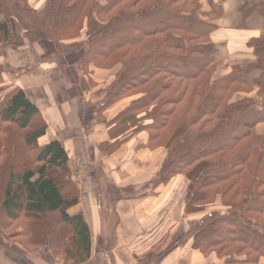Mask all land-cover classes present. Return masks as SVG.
<instances>
[{
  "label": "trees",
  "instance_id": "1",
  "mask_svg": "<svg viewBox=\"0 0 264 264\" xmlns=\"http://www.w3.org/2000/svg\"><path fill=\"white\" fill-rule=\"evenodd\" d=\"M208 1L219 17L220 1ZM200 7V0H44L36 10L28 0H0V56L7 46L67 45L81 53L77 69L86 92L98 86L93 68L110 71L112 79L91 93L109 137L98 151L110 154L146 132L145 148L165 150L149 184L187 179L183 212L197 216L190 247L218 259L213 264H259L264 132L256 126L264 124V33L247 41L253 62L212 79L215 26ZM238 11L245 27L252 14L264 18V0H242ZM253 71L259 76L252 82L243 78ZM3 73L0 63V82ZM254 87L257 100L230 99ZM48 127L23 89L0 87V246L22 238L25 248L44 247L62 264H83L91 238L84 216L74 211L80 191L67 149Z\"/></svg>",
  "mask_w": 264,
  "mask_h": 264
},
{
  "label": "crops",
  "instance_id": "2",
  "mask_svg": "<svg viewBox=\"0 0 264 264\" xmlns=\"http://www.w3.org/2000/svg\"><path fill=\"white\" fill-rule=\"evenodd\" d=\"M28 1L36 10H40L44 3V0ZM213 1H220L222 14L213 19L203 18L215 26L210 35L217 62L212 79H217L227 75L235 65L254 61L247 41L263 31L248 24L253 14L246 20L245 27L239 26L238 9L242 0ZM209 10L207 0H202L201 13H208ZM42 44L27 43L21 48L7 46L4 49L0 56V63L4 66L0 87H20L34 104L37 105L36 101L43 102L37 106L47 120L49 135L65 145L71 162L82 161L81 168L86 180L84 187L81 186L79 190V203L74 211L84 216L90 231V257L83 264H213L209 257L192 249L188 241L186 245L179 242L183 231L182 221L189 218L191 223L192 220V216H186L183 212L185 189L181 191V185L178 184L184 179L187 185V180L176 176L166 186L149 184L158 174L165 152H161L160 148L150 150L143 147L147 140L144 131L122 143L110 154L99 152L98 144L109 137L104 124L96 122L92 98L93 123L85 134L79 119L77 99L74 100L73 95L69 94V101L65 103L70 87L62 85L64 81L60 76L53 74L48 77L45 71L48 66L60 63L59 60L55 61L58 55L53 52L49 55ZM38 54H41V59ZM258 76L259 71H253L243 78L252 82ZM91 77L97 82V88L104 87L112 79L110 77L106 82L105 76ZM79 81L77 76L76 82L80 84ZM97 88L91 89L88 94L91 96ZM70 89L76 90L73 87ZM256 90L254 87L251 91H237L232 100L244 97L257 100ZM84 93L82 87L83 98ZM44 101L50 103L46 112H43ZM62 103L68 104L65 110V107L61 108L64 105ZM119 105L115 104L109 114ZM56 107L65 111L59 121L54 118L60 113L59 110L54 112ZM256 132L262 134L264 124H257ZM149 251L152 257L148 263L137 261L143 257L139 255ZM55 264L62 263L57 260ZM259 264H264V259Z\"/></svg>",
  "mask_w": 264,
  "mask_h": 264
},
{
  "label": "rangeland",
  "instance_id": "3",
  "mask_svg": "<svg viewBox=\"0 0 264 264\" xmlns=\"http://www.w3.org/2000/svg\"><path fill=\"white\" fill-rule=\"evenodd\" d=\"M207 2H208V5L210 7L209 11L211 13V16H208L207 15L208 13H205V14L202 13V18L208 17V19H213V18H215V16H213V10H211V5H210L208 0H207ZM200 5H201V7L199 10V14H201L202 0H200ZM203 19H205V18H203ZM247 22L250 26L254 27L255 29H258V30H261L264 32V18L263 17H261L257 14H253L248 19ZM42 46L46 49V52L49 53V55L51 54V52H53L55 55H58V57H57L58 59L56 58L55 61L59 60V62H60L57 66H55V65L54 66H48L47 69H45L46 73L48 74V77H52L53 74H55L56 76H60L61 80L64 81V83L62 84L63 86H65V87L68 86V88L73 87L76 89V90L71 91L72 89L69 88L70 91L67 94V98L65 99V103L67 101H69V97H68L69 94L73 95L74 100H75V98L77 99L76 101L78 104H76V102H75V104L79 107V111H80L79 113L81 116V117L79 116V119H80L81 125L83 126L85 134H87L86 130H88V128L91 127L90 124L93 123V107H91V102H90L91 96L88 94V92L85 91V93H84L85 97L83 98V96L81 95L82 86H81V84L76 82V77L80 76L78 69H77V61L79 60L81 53L78 51H75V50H71L67 47V45H63V44L57 43L55 41H53L51 43H47V42L43 43ZM38 56L41 59V54H38ZM94 75L105 76L106 82L110 77H112V74L110 71L102 70V69H98V68H93L91 70V76H94ZM210 78H211V76H210ZM67 81H70V83H67ZM101 81H102V83L104 82L103 79H101ZM76 92H77L78 96L76 95ZM233 92H230V94H232ZM28 96L31 97L29 92H28ZM232 97H233V95H232ZM232 97L230 99H232ZM44 100L47 101V98H44ZM51 100L55 101L53 98H51ZM70 100L72 101V99H70ZM36 102H37L38 106L41 103H43V102L40 103L39 101H36ZM65 103H62L64 105L61 107V108L65 107L64 110L67 108L66 106H68V104H65ZM44 104L45 105L43 108V112H46L45 110L48 109V106H50V103L44 101ZM57 110H59L60 113H58V115H55L54 118L56 119V121H59L61 118H63L65 111H63V109H59L58 107H56L54 112H56ZM96 122H97V120H96ZM92 143H94V141ZM159 148H160L161 152H163V153L165 152L164 150H162V148L160 146H159ZM159 148H156V149H159ZM148 149H150V148H148ZM156 149H150V150H156ZM81 164H82L81 160H79L78 163H77V161L71 162V168H72L73 172L75 173V174L73 173V180H74V182H75V184L79 190L81 189V186L84 187V181L86 180L85 174L82 172ZM179 183L181 185V186L180 185L179 186H180V189L182 191L183 189H185L184 187L186 186L185 185L186 182L184 179H181V181H179L178 184ZM213 206L214 205H211L210 207H208V209L205 208V211L207 212V211L213 209L214 208ZM198 216H200V215H198ZM193 222H194V216H192L191 223H190L189 218L187 219V221H184V220L182 221L181 226L183 228V231L181 233L182 236H181L180 241H179L181 245L187 244V241H188L187 236H190V235H188V231H190V233H191V231L194 230ZM6 232L9 234V232H11V228H8ZM192 233H193V231H192ZM192 233H191V235H192ZM7 241H10V242H7L5 244H2V246H0V260H3V258L5 257L4 259H6L7 264H55L57 262V259H53L51 256L47 255V253H46L47 249L44 247L40 250H38L36 248H27V247L25 248L21 242V241H23V239L22 238L19 239L17 237H10L7 239ZM19 244H21L22 246H20ZM139 256H143V257L140 260H137L138 262L142 263L145 261L146 263H148L149 259L152 257V253H150V251H149L146 253H142ZM210 260L212 262L218 261V259H214L211 256H210Z\"/></svg>",
  "mask_w": 264,
  "mask_h": 264
}]
</instances>
